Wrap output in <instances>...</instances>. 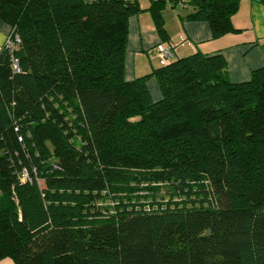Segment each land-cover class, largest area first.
<instances>
[{
	"label": "trees",
	"instance_id": "trees-1",
	"mask_svg": "<svg viewBox=\"0 0 264 264\" xmlns=\"http://www.w3.org/2000/svg\"><path fill=\"white\" fill-rule=\"evenodd\" d=\"M152 1L166 41L167 3ZM190 5L213 39L240 32L239 0ZM142 12L0 0L20 38L0 53V261L264 264V67L232 83L221 53L198 52L128 81Z\"/></svg>",
	"mask_w": 264,
	"mask_h": 264
},
{
	"label": "crops",
	"instance_id": "crops-1",
	"mask_svg": "<svg viewBox=\"0 0 264 264\" xmlns=\"http://www.w3.org/2000/svg\"><path fill=\"white\" fill-rule=\"evenodd\" d=\"M187 3L188 9H181L172 4L179 11L175 15L163 13L168 36L166 41L161 38L152 15L147 13L146 9L141 7L142 13L130 17L125 58V77L128 81L150 75L160 68L159 59L155 56L156 48L161 44L180 42L182 34L192 46L179 47L177 59L198 52L205 55L221 53L227 62L232 83L247 82L251 79L253 71L264 67V4L261 0H239V11L233 17L232 23L240 32L228 34L220 39H213L207 22L188 18L194 11L190 0H187ZM190 9L192 10L189 11ZM10 32L11 27L0 19V53ZM148 88L155 102L161 100L162 93L155 78L148 80ZM0 264L15 262L6 258L1 260Z\"/></svg>",
	"mask_w": 264,
	"mask_h": 264
},
{
	"label": "built area",
	"instance_id": "built-area-1",
	"mask_svg": "<svg viewBox=\"0 0 264 264\" xmlns=\"http://www.w3.org/2000/svg\"><path fill=\"white\" fill-rule=\"evenodd\" d=\"M84 2H106L110 0H83ZM125 2H137L138 0H123ZM154 1H161L166 3H171L175 6L188 9L187 0H154ZM20 43V38L18 36H15V39L12 38V35L10 34L7 41H6V47L14 50L16 46ZM182 46H192L191 42L187 39L185 35H183L180 39V42L178 43H167V44H161L159 45L155 53L159 58L160 65L161 66H167L171 63V61L175 58L177 55V49ZM14 62V70L16 73L20 72L19 63L18 60L13 58ZM27 176V175H26Z\"/></svg>",
	"mask_w": 264,
	"mask_h": 264
},
{
	"label": "rangeland",
	"instance_id": "rangeland-1",
	"mask_svg": "<svg viewBox=\"0 0 264 264\" xmlns=\"http://www.w3.org/2000/svg\"><path fill=\"white\" fill-rule=\"evenodd\" d=\"M190 2H191V0H190ZM138 3H139V5H140V7H142V8H144V9H146L147 10V13H149V14H151V12H150V8L152 7V5H153V1L152 0H138ZM161 7H159L160 8V11H162V13H166L167 15H175L176 13H177V11H178V9L176 8V7H174V6H172V4L171 3H169V4H165L164 5V7H163V5H160ZM180 8V7H179ZM181 9H184V8H181ZM180 10V9H179ZM192 9H190L189 11H191ZM180 11H185V10H180ZM179 12V11H178ZM152 15V14H151ZM183 36V34L180 36V37H182ZM155 56L158 58V56L156 55V53H155ZM159 59V58H158ZM157 59V60H158ZM158 63H159V66H160V61L158 60ZM151 78H154V77H151ZM156 80V79H155ZM153 99V98H152Z\"/></svg>",
	"mask_w": 264,
	"mask_h": 264
}]
</instances>
